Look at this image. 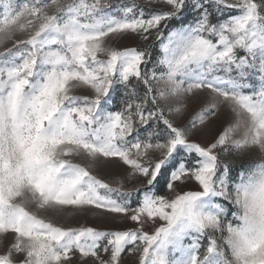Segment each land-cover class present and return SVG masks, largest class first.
Wrapping results in <instances>:
<instances>
[{
    "label": "snow or ice",
    "instance_id": "6c2138e0",
    "mask_svg": "<svg viewBox=\"0 0 264 264\" xmlns=\"http://www.w3.org/2000/svg\"><path fill=\"white\" fill-rule=\"evenodd\" d=\"M0 9V264H264V199H205L246 193L229 157L264 175V0Z\"/></svg>",
    "mask_w": 264,
    "mask_h": 264
},
{
    "label": "rangeland",
    "instance_id": "374dc122",
    "mask_svg": "<svg viewBox=\"0 0 264 264\" xmlns=\"http://www.w3.org/2000/svg\"><path fill=\"white\" fill-rule=\"evenodd\" d=\"M19 2V0H18ZM141 3H143V0H141ZM2 11V9H0ZM192 18V14H189L184 22H187V20ZM174 25L178 26V22L174 21ZM128 46H135L134 42H130ZM159 54V49L158 46L156 49H154V58L156 55ZM195 114V110L190 109L189 112L184 116V121L187 122L188 120L191 119V117ZM227 127V123L221 121L214 122L212 125V134L209 135L207 138V141H202L200 137H194L193 139L196 140L197 142H202L204 144H210L215 142L216 139H218L219 135L224 131V129ZM190 159L194 157L195 154H187ZM229 160H235V162H229ZM261 161L259 158L256 156L255 153L246 155L242 158H236V157H229L228 159H225L223 163H227V167H225L222 163L220 169H218V177L223 178V180L229 184L230 187H233L236 183L241 180L242 173L247 172L248 170L252 169L253 167L256 166V164L260 163ZM179 160L175 163L174 166H178ZM187 164L188 161H185ZM135 181H130L128 186H132ZM197 187V182H193L191 184L186 185V189H194ZM206 200L210 199L213 203H222L226 206L227 211L225 213V218L226 219H232V212L236 211L235 205L231 203V201H226L222 197H215L211 193L209 194L208 197L205 198ZM83 223L88 224L89 226H92L93 222L91 220L88 221H83ZM75 226V225H73ZM131 224L128 225H121V228L124 227H131ZM186 242H190V239H188ZM206 243L205 241H202V244Z\"/></svg>",
    "mask_w": 264,
    "mask_h": 264
},
{
    "label": "clouds",
    "instance_id": "9594fccd",
    "mask_svg": "<svg viewBox=\"0 0 264 264\" xmlns=\"http://www.w3.org/2000/svg\"><path fill=\"white\" fill-rule=\"evenodd\" d=\"M238 183H243L248 185V187L246 193L242 189L240 203L235 205L236 210L240 216H243L245 212L251 214L256 210V206L260 200L264 199V175H260L258 171L252 169L249 174H246L244 181L241 182L239 180Z\"/></svg>",
    "mask_w": 264,
    "mask_h": 264
}]
</instances>
